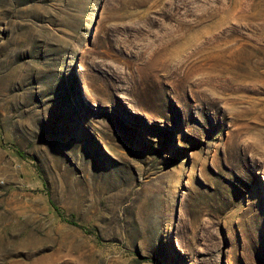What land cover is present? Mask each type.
Returning <instances> with one entry per match:
<instances>
[{"label":"rangeland","instance_id":"1","mask_svg":"<svg viewBox=\"0 0 264 264\" xmlns=\"http://www.w3.org/2000/svg\"><path fill=\"white\" fill-rule=\"evenodd\" d=\"M0 264H264V0H0Z\"/></svg>","mask_w":264,"mask_h":264},{"label":"trees","instance_id":"2","mask_svg":"<svg viewBox=\"0 0 264 264\" xmlns=\"http://www.w3.org/2000/svg\"><path fill=\"white\" fill-rule=\"evenodd\" d=\"M19 154H21L20 151H19ZM58 214L62 217L63 220H66V221H68L70 223H73V224H75V225H77L80 228L85 230V227L82 224H80L77 221H75L73 218H71V217H63L60 213H58Z\"/></svg>","mask_w":264,"mask_h":264}]
</instances>
